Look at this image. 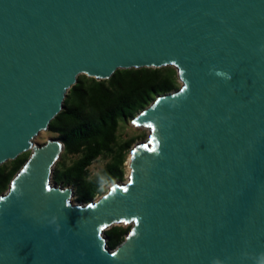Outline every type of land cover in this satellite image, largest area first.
<instances>
[{"label": "water", "instance_id": "1", "mask_svg": "<svg viewBox=\"0 0 264 264\" xmlns=\"http://www.w3.org/2000/svg\"><path fill=\"white\" fill-rule=\"evenodd\" d=\"M167 67L180 87L133 119L126 182L73 204L63 143L34 138L80 75ZM24 153L0 264H264V0H0V166Z\"/></svg>", "mask_w": 264, "mask_h": 264}, {"label": "trees", "instance_id": "2", "mask_svg": "<svg viewBox=\"0 0 264 264\" xmlns=\"http://www.w3.org/2000/svg\"><path fill=\"white\" fill-rule=\"evenodd\" d=\"M177 90V77L172 68L118 70L109 80L81 78L67 94L60 114L49 124L48 132L64 145L63 155L70 165L60 161L53 181L74 188L79 203H89L112 181H124L125 152L133 139L117 144L121 121L135 118L159 95ZM102 155L111 161L91 176L90 167ZM25 153L0 166V196L28 159ZM129 229L114 226L104 235L113 250L120 245Z\"/></svg>", "mask_w": 264, "mask_h": 264}, {"label": "rangeland", "instance_id": "3", "mask_svg": "<svg viewBox=\"0 0 264 264\" xmlns=\"http://www.w3.org/2000/svg\"><path fill=\"white\" fill-rule=\"evenodd\" d=\"M167 68H172V67H167ZM172 69L176 73V77H177L176 69L175 68H172ZM81 78L90 79V78H88L85 75H80L78 77V80H80ZM179 87H180V81L178 80V77H177V89ZM133 119H130V120H127V121H121L120 124H119L118 131H117V144L118 145H120V144H122L124 142H127V141L133 139L132 145L125 152V162H124V171H125V174H124V181H122L121 183H124L127 180L126 177H127L128 168H129V158H130V154H131L132 149L134 148L135 145L141 144L148 137V135H149L148 128L142 129V128H139V127L134 126L132 124ZM53 138H55V137L53 135H51L48 131L40 132L34 138L33 143L40 146V145H43V143L45 144L49 139H53ZM27 154H29V153H27ZM111 157H112L111 155H102V156H100L98 158V160L93 164V166H91L90 169H89L91 176L97 175L100 172V170L102 169V167H104L107 163H109L111 161ZM60 161L61 162L63 161L65 163V165H70L72 163V159L64 157V155L62 153L61 156H60L59 161L56 163V165L54 167V170H55V168L59 167L58 166V163ZM11 162L12 161H8V162H6L3 165L9 167ZM53 173H54V171H53ZM116 182H118V181H112V182H109V183L105 184L101 188V192L98 195H96L91 201H97L98 199H100V197L102 195H104V194L107 193L109 187L112 186L113 184H115ZM51 184L53 186H57V187L58 186H61L60 184H55V182L53 181V176H52ZM66 188H69V189L72 190L71 191L72 192L71 202L73 204H75V205L76 204H87V203H79V202H77V199H76L77 197H76V193L74 192L75 191L74 188L69 187V186H66ZM4 193H6V192H4ZM120 227L129 229L130 228V225L129 226H120Z\"/></svg>", "mask_w": 264, "mask_h": 264}, {"label": "snow or ice", "instance_id": "4", "mask_svg": "<svg viewBox=\"0 0 264 264\" xmlns=\"http://www.w3.org/2000/svg\"><path fill=\"white\" fill-rule=\"evenodd\" d=\"M133 123H136L135 121H133ZM148 127H152L151 125H148ZM153 151L155 150V149H152ZM125 191H127V189L125 188L124 189Z\"/></svg>", "mask_w": 264, "mask_h": 264}, {"label": "bare ground", "instance_id": "5", "mask_svg": "<svg viewBox=\"0 0 264 264\" xmlns=\"http://www.w3.org/2000/svg\"><path fill=\"white\" fill-rule=\"evenodd\" d=\"M139 128L145 129V127H143V126H140ZM128 172H129V168H128Z\"/></svg>", "mask_w": 264, "mask_h": 264}]
</instances>
